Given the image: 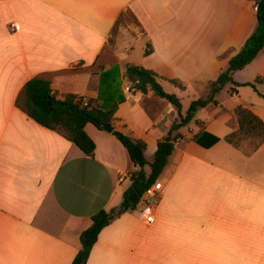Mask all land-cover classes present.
<instances>
[{
	"label": "crops",
	"instance_id": "crops-1",
	"mask_svg": "<svg viewBox=\"0 0 264 264\" xmlns=\"http://www.w3.org/2000/svg\"><path fill=\"white\" fill-rule=\"evenodd\" d=\"M127 10L136 20L110 43ZM257 24L254 0H0V264H71L92 215L121 205L134 168L113 131L85 125L96 145L89 156L31 118L17 104L28 80L49 78L59 97L97 98L102 70L136 64L186 83L161 80L190 106ZM233 78L255 87L227 83L230 96L220 90L172 131L181 135L158 178L155 221L140 203L115 217L86 264H264V143L247 154L225 139L239 104L264 120V48ZM121 86L115 129L144 139L152 162L178 110L128 78Z\"/></svg>",
	"mask_w": 264,
	"mask_h": 264
},
{
	"label": "trees",
	"instance_id": "trees-1",
	"mask_svg": "<svg viewBox=\"0 0 264 264\" xmlns=\"http://www.w3.org/2000/svg\"><path fill=\"white\" fill-rule=\"evenodd\" d=\"M254 1L257 5L256 29L247 38L240 51L230 59L227 68L222 69L215 80L207 83L205 96L193 99L185 114L182 112L181 99L174 93L166 92L161 80H167L183 90L187 88V84L178 78L163 77L142 65L127 64L123 72L118 64L102 70L99 96L87 98V104L82 101L83 96L75 93H65L62 97L57 96L52 90L51 80L47 77L35 76L27 81L17 98V104L31 118L65 136L89 156L94 155L96 145L85 130V125L91 122L100 129H104L105 124L114 125L119 104L125 100L121 86L123 77L128 78L136 90L144 93L152 90L156 95L167 99L176 107L179 114L171 131L158 140V147L152 162L148 161L145 156L147 142L144 139L133 137L118 129L113 130V133L129 151L134 164L130 185L124 192L119 208L112 210L103 208L92 215L90 225L80 235L81 248L71 264H86L103 228L109 225L115 217L135 209L146 190L159 181L158 178L173 152L174 141L181 135V133L172 135V131L191 122L199 108L210 103H217L216 94L227 83L255 87L253 83L241 84L233 78L236 70L243 69L251 63L264 48V0ZM127 15L132 20H136L130 10L121 13L114 25L113 36L116 35L119 26L127 22ZM113 36L110 38V43L114 42ZM151 51L152 48L149 46L145 54L148 55ZM235 114L236 128L227 134L225 139L245 153L251 154L264 143V120L242 104L236 106ZM213 139L217 140V137Z\"/></svg>",
	"mask_w": 264,
	"mask_h": 264
},
{
	"label": "built area",
	"instance_id": "built-area-1",
	"mask_svg": "<svg viewBox=\"0 0 264 264\" xmlns=\"http://www.w3.org/2000/svg\"><path fill=\"white\" fill-rule=\"evenodd\" d=\"M82 101L84 102V104H87V98L83 97ZM119 180L124 181V176L121 175ZM162 189L163 183L159 180L152 184L142 196L140 202V212L144 216L147 223H153L155 221L156 205L158 201L157 197L161 193Z\"/></svg>",
	"mask_w": 264,
	"mask_h": 264
},
{
	"label": "rangeland",
	"instance_id": "rangeland-1",
	"mask_svg": "<svg viewBox=\"0 0 264 264\" xmlns=\"http://www.w3.org/2000/svg\"><path fill=\"white\" fill-rule=\"evenodd\" d=\"M127 22L126 23H124V24H121L120 26H124V25H126L128 22H133V20L131 19V17L129 16V15H127ZM119 26V27H120ZM116 35H117V33H116ZM116 35H114L113 36V38H114V41H115V36ZM109 57L111 58V56L109 55ZM172 85L171 84H168V83H165V87H164V90L166 91V92H171L170 90L172 89ZM230 87H231V85L230 84H228L227 86H225L224 88H223V91H222V95H225V96H230ZM182 102L184 103V107H185V109L187 108L188 109V106H189V99H188V97L187 96H185L184 95V98H183V100H182ZM161 181V180H160ZM159 199H160V194L158 195V197H157V200L159 201Z\"/></svg>",
	"mask_w": 264,
	"mask_h": 264
},
{
	"label": "water",
	"instance_id": "water-1",
	"mask_svg": "<svg viewBox=\"0 0 264 264\" xmlns=\"http://www.w3.org/2000/svg\"><path fill=\"white\" fill-rule=\"evenodd\" d=\"M104 129L109 132H112L115 129V126L113 124H105Z\"/></svg>",
	"mask_w": 264,
	"mask_h": 264
}]
</instances>
